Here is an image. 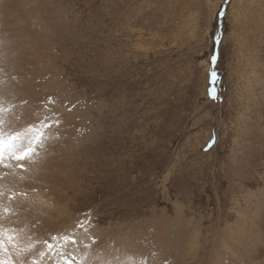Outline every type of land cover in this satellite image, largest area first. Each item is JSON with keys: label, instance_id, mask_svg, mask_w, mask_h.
Wrapping results in <instances>:
<instances>
[{"label": "rangeland", "instance_id": "374dc122", "mask_svg": "<svg viewBox=\"0 0 264 264\" xmlns=\"http://www.w3.org/2000/svg\"><path fill=\"white\" fill-rule=\"evenodd\" d=\"M20 3L41 119L62 120L48 147L73 163L41 240L75 233L76 261L118 234L138 251L115 264H264V0Z\"/></svg>", "mask_w": 264, "mask_h": 264}, {"label": "bare ground", "instance_id": "6f19581e", "mask_svg": "<svg viewBox=\"0 0 264 264\" xmlns=\"http://www.w3.org/2000/svg\"><path fill=\"white\" fill-rule=\"evenodd\" d=\"M16 1L17 0H0V97H2V99H0V104H3L5 107L15 105V111L22 119L38 120L41 119L43 115V107L40 105L43 92L40 89V82H36L38 76L36 75L37 69L35 65L41 62L38 57L44 56V50L42 51L41 48H43V46L40 43H34L32 41L36 39V37L32 38L30 37L32 36L31 34L28 35V33L32 32L26 30L29 29L24 26L27 23L25 24L24 17L19 15L20 6L23 5L20 2H24L25 0ZM35 10V7H33V9H29L28 11L35 12ZM25 20L27 22V18ZM27 37L32 39L29 38V40H27ZM30 41L33 45H30ZM39 41H41L40 38ZM38 44L40 45L39 48H37ZM32 67L33 70L31 71ZM27 76L32 77L26 78ZM35 82L37 84H35ZM24 101H27V103H22ZM41 156L43 159L37 165H26V167H32L31 185L38 189L39 194L32 193L30 188L22 185L20 190H28V198L26 201L23 198H18L19 208L22 214L27 217V221L30 222L28 226L22 224L18 227L24 228L26 235L35 237L36 240H41L42 233L45 231L53 230L48 228L47 230L45 229L46 226L43 225V217L49 218L50 222H52L51 219L55 218V216L50 213L51 211L48 212L44 208L45 204H49L47 203L48 201L46 202L47 197L48 199L52 197L55 202L67 201V199H69L67 188H71L74 185V178H70L73 173V163L69 164L70 160L66 161L64 154L59 151L58 144L54 143L53 146H49L47 151L41 152ZM32 223L36 225L34 229L31 227ZM52 225L55 224L52 223ZM5 226L11 227L12 225ZM117 235L110 236L108 238L109 242L106 244L104 243L106 242L105 240L100 241L96 247L97 253H101V255L98 256L101 261L99 264H115L118 262L119 258L125 255V252L128 251V253H131L134 250L138 251V247L129 246L130 241L131 243L134 242L133 237L129 236L125 239H119ZM118 239L121 240L123 244L118 242ZM137 242L139 241L137 240ZM25 243H28L27 238L25 239ZM108 247L111 248V251L107 249ZM188 254L189 252H187V255ZM184 255L185 254H183V256ZM139 256L140 254L138 253V257ZM106 261L108 263H105ZM92 264L96 263L92 262Z\"/></svg>", "mask_w": 264, "mask_h": 264}, {"label": "snow or ice", "instance_id": "6c2138e0", "mask_svg": "<svg viewBox=\"0 0 264 264\" xmlns=\"http://www.w3.org/2000/svg\"><path fill=\"white\" fill-rule=\"evenodd\" d=\"M217 15H220L219 11ZM213 39L215 43V36ZM215 59L213 55L212 60ZM212 76L215 77V73ZM209 95H212L211 90ZM47 99L48 103L43 107L51 111L48 104L55 101L51 97ZM22 103L26 104L27 101ZM15 107L0 104V264H48L49 261L53 264H74V261L76 264H92L98 257L88 253L76 261L73 251L82 241L77 239L75 233L52 235L50 240H33L26 235L24 228L18 227L30 223L18 204V198L25 201L28 198V190H20L21 186H27L32 193L39 194L38 189L31 185L32 167L26 165L35 166L43 159L41 151H47L51 141L59 138L56 130L62 120L57 113L38 120L22 119ZM87 224L89 220L81 219L76 228L87 232ZM31 227L34 229L36 225L32 223ZM26 238L28 243H25ZM37 244L43 245L42 249H37ZM92 244H95L94 239ZM92 244H85L84 247L90 248Z\"/></svg>", "mask_w": 264, "mask_h": 264}]
</instances>
